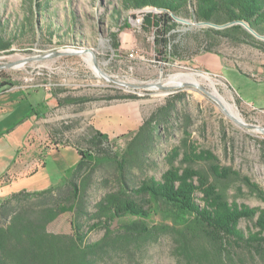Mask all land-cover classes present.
I'll list each match as a JSON object with an SVG mask.
<instances>
[{
    "label": "rangeland",
    "instance_id": "374dc122",
    "mask_svg": "<svg viewBox=\"0 0 264 264\" xmlns=\"http://www.w3.org/2000/svg\"><path fill=\"white\" fill-rule=\"evenodd\" d=\"M39 3L41 11L35 8V0H0V40L11 44L7 52L0 53V67L57 52L78 54L48 56L0 69V83L10 85L0 91L1 98L33 99L1 114V174L14 154L15 161L4 178L10 183L1 181L0 198L56 184L79 160L76 150L86 151L85 141L94 132L107 137L104 154L120 156L149 119L160 122V141L143 149L146 154L124 172V181L131 188L144 179L159 181L168 169V157L186 141L196 152H210L221 167L231 168L264 191V107L242 103L229 84L232 74L255 83L263 79L264 52L224 39L199 46L203 31L210 26L194 20L190 9L188 16L181 18L188 24L175 20L180 26L172 33L170 47L178 54L165 58L155 53L152 32L142 30L141 12L125 10L121 0ZM126 21L129 29L124 28ZM181 75L194 76L200 87L187 83L167 86L172 77ZM213 89L233 106L246 126L224 112L212 97ZM30 104H37L31 116H36L33 127L31 117L25 115ZM84 175L90 180L86 207L94 213V205L117 190L119 173L113 163H104L93 172L85 170ZM226 189L229 199L238 205L258 213L264 209L245 189L237 195L235 183ZM71 220L72 213L66 212L50 223L47 231L70 235ZM131 221L134 219L115 220L111 230L117 233L121 223ZM159 224L158 217L147 222L148 226ZM238 228L245 236L257 231L253 223L244 220ZM103 236L104 231L97 229L87 239L94 243ZM173 248L170 237L163 236L145 241L140 248L131 245L125 251H110L99 264H180ZM235 255L240 264H262L243 250H236Z\"/></svg>",
    "mask_w": 264,
    "mask_h": 264
},
{
    "label": "trees",
    "instance_id": "16d2710c",
    "mask_svg": "<svg viewBox=\"0 0 264 264\" xmlns=\"http://www.w3.org/2000/svg\"><path fill=\"white\" fill-rule=\"evenodd\" d=\"M121 6L141 12L142 30L152 32L154 51L165 58L178 54L170 47L172 33L180 26L174 18H185L190 9L197 22L215 26L246 23L264 36V0H121ZM35 8L42 10L39 0H35ZM124 28H130L127 21ZM203 35L199 46L224 39L264 52V41H257L239 24L221 30L209 27ZM10 46L0 40V53ZM209 50L206 47L205 52ZM7 86L0 83V91ZM33 115L31 110L27 117ZM159 125L153 119L145 121L125 151L112 157L104 154L107 137L94 132L85 141L86 151L76 150L79 160L56 184L1 197L0 264H99L110 251H125L131 245L140 248L145 241L163 236L170 237L173 256L180 264H240L235 255L238 249L264 264V209L258 213L231 201L226 187L235 183L237 195L245 189L263 204L264 191L231 168L221 167L210 152H196L184 141L168 157V169L159 181L144 179L135 188L124 181L126 169L140 161L148 145L155 147L160 141ZM104 163L115 165L120 178L118 188L105 194L90 213L85 199L90 180L84 172H93ZM11 164L1 175L0 186ZM198 165L206 169L196 170ZM66 212L72 213V234L48 232V225ZM153 217H158L161 224L148 226ZM128 218L134 221L121 223L117 233L111 230L115 220ZM241 220L253 223L257 231L245 236L238 228ZM97 229L103 230L104 236L90 243L87 237Z\"/></svg>",
    "mask_w": 264,
    "mask_h": 264
},
{
    "label": "crops",
    "instance_id": "0c3cea01",
    "mask_svg": "<svg viewBox=\"0 0 264 264\" xmlns=\"http://www.w3.org/2000/svg\"><path fill=\"white\" fill-rule=\"evenodd\" d=\"M229 84L235 92L237 91V93L239 94L240 101L242 103L250 104L258 108L264 107V77L263 79L255 83V82L250 81L248 78H245L239 74H232ZM32 100L33 99L31 97L30 98H19V100H13L12 98H7L5 96L4 98H1V95H0V121H1V114L6 115L5 113L14 110L18 105L22 103L28 105V103H31ZM35 105L37 104H33V105L30 104L28 106L29 110L25 114L26 116L29 114L31 110H34L35 112V109H36ZM35 119H36V116L30 118L32 122V127H33V121ZM32 127H31L30 132L32 131ZM2 133H5V132L3 131ZM1 135L2 134L0 130V138H1ZM26 137L23 139V142L26 139ZM13 159H15V154L13 155L11 162L13 161ZM2 174H1V169H0V177Z\"/></svg>",
    "mask_w": 264,
    "mask_h": 264
},
{
    "label": "bare ground",
    "instance_id": "6f19581e",
    "mask_svg": "<svg viewBox=\"0 0 264 264\" xmlns=\"http://www.w3.org/2000/svg\"><path fill=\"white\" fill-rule=\"evenodd\" d=\"M18 63L20 61H17ZM22 64H19L17 66H21ZM190 84L193 86V88H199L200 87V80L196 79L194 76H174L170 79V81L167 83L168 87H180L183 84ZM213 98L217 99L219 104L221 105V108L224 110L228 116H230L232 119H234L238 123H243L242 119L238 116V113L233 108L232 105H230L218 92L216 89H213ZM215 99V100H216Z\"/></svg>",
    "mask_w": 264,
    "mask_h": 264
},
{
    "label": "water",
    "instance_id": "95a60500",
    "mask_svg": "<svg viewBox=\"0 0 264 264\" xmlns=\"http://www.w3.org/2000/svg\"><path fill=\"white\" fill-rule=\"evenodd\" d=\"M176 21L178 22H182V23H185V24H188V21H185V20H181V19H178V18H174ZM235 24H239L241 25L249 34H251L254 38L256 39H259V40H262L264 41V36H261L259 35L258 33H256L255 31H253L246 23H229V24H226V25H223V26H215V25H211V24H207V23H201V25H207V26H210L211 28L213 29H216V30H221V29H225V28H228V27H231ZM67 54H78L77 52H65V53H52L50 55H45V56H39V57H30V58H26L22 61H20L19 63H10V64H6L2 67H0V69L2 68H10V67H14V66H17L19 64H25L27 62H30L32 60H38V59H43V58H46L48 56H62V55H67ZM240 125H243V126H246L245 124L243 123H239Z\"/></svg>",
    "mask_w": 264,
    "mask_h": 264
}]
</instances>
